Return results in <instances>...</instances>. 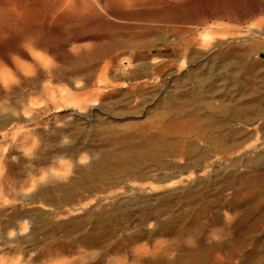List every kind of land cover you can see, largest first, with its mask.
I'll use <instances>...</instances> for the list:
<instances>
[{
  "label": "rangeland",
  "instance_id": "obj_1",
  "mask_svg": "<svg viewBox=\"0 0 264 264\" xmlns=\"http://www.w3.org/2000/svg\"><path fill=\"white\" fill-rule=\"evenodd\" d=\"M260 99L264 0H0V264H264Z\"/></svg>",
  "mask_w": 264,
  "mask_h": 264
},
{
  "label": "clouds",
  "instance_id": "obj_2",
  "mask_svg": "<svg viewBox=\"0 0 264 264\" xmlns=\"http://www.w3.org/2000/svg\"><path fill=\"white\" fill-rule=\"evenodd\" d=\"M60 143L62 145H68L70 143V140L68 137H64ZM33 147H35V144L33 145ZM31 149H29L27 152L24 153V156L27 157L29 156V154L31 153ZM15 159V158H14ZM77 162H79L81 165L87 164L88 163V154L87 153H83L80 155V157L78 158ZM58 167L57 168H51L49 167V172L51 173V175L59 180L62 181H67L70 176L72 175V164L73 162L70 159H59L57 161ZM5 171H7L6 168L0 167V174H3ZM47 179V173H42L40 176V180L44 181Z\"/></svg>",
  "mask_w": 264,
  "mask_h": 264
},
{
  "label": "bare ground",
  "instance_id": "obj_3",
  "mask_svg": "<svg viewBox=\"0 0 264 264\" xmlns=\"http://www.w3.org/2000/svg\"><path fill=\"white\" fill-rule=\"evenodd\" d=\"M15 48H16V46H15ZM253 110H255L254 108H252V107H245V108H243V110H242V112L244 111V112H247L248 114H255V117H263L264 116V99H260L259 100V106L256 108V110L255 111H253ZM241 114L242 113H240L239 111H234L233 113H232V115H231V118H232V120H238L239 118H240V116H241ZM192 117H193V115H192ZM198 137L199 138H201V139H203V140H205V142H206V144L209 146H216L217 145V143L218 142H222L223 144L224 143H226V139H225V137H223V136H221V135H219V137L217 136V137H207L204 133H198ZM230 137V136H229ZM257 209H260L259 207H257V208H254V209H252L251 211H247L246 213H245V215H244V218L245 217H248L250 214H253L254 212H255V210H257ZM244 219H242V221H243ZM242 226V225H241ZM244 228V227H243ZM238 240V239H237ZM189 251V250H188ZM252 254V253H251ZM197 256H198V258H201V254L199 255L198 253H197ZM186 257V256H185ZM195 256H193L192 258L193 259H195L194 258ZM181 258V257H180ZM159 261H161V260H158L157 262L159 263ZM162 262H164L163 260H162ZM150 262H148V263H146V264H149ZM155 263V262H154ZM166 264H181L180 263V259H175L174 261H172V262H170V263H166Z\"/></svg>",
  "mask_w": 264,
  "mask_h": 264
}]
</instances>
